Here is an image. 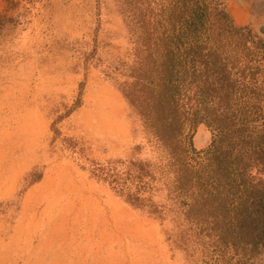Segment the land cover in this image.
<instances>
[{"label":"rangeland","instance_id":"1","mask_svg":"<svg viewBox=\"0 0 264 264\" xmlns=\"http://www.w3.org/2000/svg\"><path fill=\"white\" fill-rule=\"evenodd\" d=\"M13 1L0 0V264H264V245L222 244L162 183L137 206L100 171L164 155L124 96V76L108 70L132 62L145 2L172 0ZM200 2L216 32L218 7L264 41V0ZM234 6L247 7L246 22ZM187 133L205 154L213 128Z\"/></svg>","mask_w":264,"mask_h":264},{"label":"trees","instance_id":"2","mask_svg":"<svg viewBox=\"0 0 264 264\" xmlns=\"http://www.w3.org/2000/svg\"><path fill=\"white\" fill-rule=\"evenodd\" d=\"M206 9L200 0L145 2L134 18L133 60L108 71L124 76V96L164 155L100 171L137 206L148 207L143 195L162 183L222 244L253 251L264 245V179L253 175L264 174V41L241 33L218 7L216 32ZM200 123L213 128L205 154L187 133Z\"/></svg>","mask_w":264,"mask_h":264},{"label":"bare ground","instance_id":"3","mask_svg":"<svg viewBox=\"0 0 264 264\" xmlns=\"http://www.w3.org/2000/svg\"><path fill=\"white\" fill-rule=\"evenodd\" d=\"M233 13L236 17V19L240 22V23H244L247 21V7L246 8H242L239 6H234L233 7Z\"/></svg>","mask_w":264,"mask_h":264}]
</instances>
